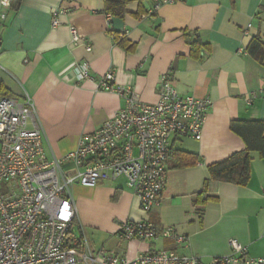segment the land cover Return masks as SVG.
<instances>
[{"label":"crops","instance_id":"crops-1","mask_svg":"<svg viewBox=\"0 0 264 264\" xmlns=\"http://www.w3.org/2000/svg\"><path fill=\"white\" fill-rule=\"evenodd\" d=\"M106 1L15 0L5 19L0 17V98L20 102L24 93L32 98L46 156L74 151L82 135L94 133L124 106L123 97L98 90L109 70L115 86L134 90L143 103L157 102L159 78L168 73L181 96L210 98L212 108L199 141L171 138L166 189L150 213L141 210L124 178L93 189L73 185L78 209L74 236L83 233L92 250L128 261L174 250L207 263L229 255L230 240L246 248L245 259L264 258V158L251 153L245 186L211 180L207 169L244 150L243 141L230 131L232 121L264 122V64L246 53L252 38L264 44V0H176L147 15L155 1L149 0L139 16V5L128 4L123 18L106 14ZM53 17L57 27L51 25ZM71 29L90 43L91 52L72 45ZM112 36L125 37L133 51H125ZM192 43L199 44L195 52ZM74 65L87 69L89 79ZM177 151L200 162L178 168ZM124 221H147L158 232L172 228L188 238L189 247L177 248L161 237L123 240L116 231Z\"/></svg>","mask_w":264,"mask_h":264},{"label":"built area","instance_id":"built-area-1","mask_svg":"<svg viewBox=\"0 0 264 264\" xmlns=\"http://www.w3.org/2000/svg\"><path fill=\"white\" fill-rule=\"evenodd\" d=\"M175 1L155 0L147 15ZM14 3L0 0L2 20ZM51 25H59L55 17ZM249 29L250 25L244 36ZM70 31L72 45L91 52L90 43ZM119 38L112 36L114 41ZM72 68L89 79L87 69ZM98 90L123 97L124 106L94 133L82 135L74 151L59 158L45 154L32 98L27 93L20 102L0 98V264H264V258L245 259L246 248L236 240L229 241V255L204 263L196 255L174 250L149 252L128 261L113 252L92 250L83 233L74 236L78 209L73 185L93 189L101 182L124 178L141 210L150 213L160 205L166 189L171 138L199 141L212 108L210 98L181 96L168 73L159 78L157 102L152 105L143 103L134 90L115 86L112 70L102 76ZM65 165L70 169L64 171ZM116 234L123 240L148 242L161 237L177 248L189 247L187 237L172 228L158 232L147 221H124Z\"/></svg>","mask_w":264,"mask_h":264},{"label":"trees","instance_id":"trees-1","mask_svg":"<svg viewBox=\"0 0 264 264\" xmlns=\"http://www.w3.org/2000/svg\"><path fill=\"white\" fill-rule=\"evenodd\" d=\"M149 0H107L105 12L111 17L123 18L126 14V6L130 3H137L139 11L135 14H143L142 3ZM117 45L125 51L131 52L134 45L128 43L125 37L115 40ZM192 51L199 49L198 43H192ZM246 53L259 65L264 64V44L257 38H252L246 48ZM230 131L238 136L244 143V150L232 154L224 161L208 166V173L211 180L232 183L238 186H245L250 180L252 152H257L260 158H264V122H240L232 121ZM178 168L194 166L199 159L190 153L177 151L174 154Z\"/></svg>","mask_w":264,"mask_h":264},{"label":"water","instance_id":"water-1","mask_svg":"<svg viewBox=\"0 0 264 264\" xmlns=\"http://www.w3.org/2000/svg\"><path fill=\"white\" fill-rule=\"evenodd\" d=\"M17 1V0H16Z\"/></svg>","mask_w":264,"mask_h":264}]
</instances>
